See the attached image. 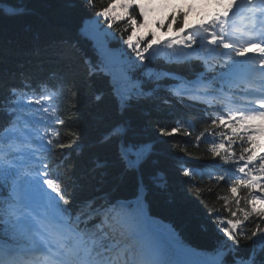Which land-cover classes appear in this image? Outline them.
Here are the masks:
<instances>
[{
	"label": "snow or ice",
	"instance_id": "obj_1",
	"mask_svg": "<svg viewBox=\"0 0 264 264\" xmlns=\"http://www.w3.org/2000/svg\"><path fill=\"white\" fill-rule=\"evenodd\" d=\"M153 2L156 0H111L94 15L106 18L109 28L119 21L130 30L123 44L130 50L128 72L138 75L128 81L127 98L122 96L125 113L138 99H151L153 89L167 87L168 96L162 104L171 105L173 101L183 104L186 100L200 104L202 119L214 129H222L213 133L221 142H211L212 160L206 162L208 167L219 170L221 174L215 178L222 184L230 181L231 197H223L228 217L216 222L217 231L222 234L220 246L210 260L172 258L195 253L185 249L171 229L160 228L144 208L141 197L145 191L153 187L163 190L166 185L159 173L151 179L143 175L138 178L139 194L132 201H116L112 207L93 198L74 202L76 188L68 191L49 178L51 165L47 161H39V167L29 166L41 149L51 152L57 146L65 147L52 138L58 132L48 123L57 111L52 103L55 96L41 94L39 89L31 97H25L24 93L18 96L13 87L0 98V112L7 116V121L0 124V143L4 145L0 147V183L9 186L8 195H0V231L8 237L0 243L4 255L0 264H24L21 257L33 250L47 251L53 264H264V154L257 155L264 147L258 139L264 137V0H246L247 23L243 29H233L229 23L230 13L234 16L238 10L237 0H192L191 5L188 0H181L187 11L176 8L166 24H157V28L167 29V38L163 40L156 31H149L147 36L140 34L141 29L149 28L145 3ZM225 3L222 11L198 10L199 24L190 25L186 20L197 5L207 9ZM85 4L95 7V0H85ZM67 6L73 7L71 0ZM117 6L123 12L117 13ZM28 11L26 4L6 9L12 16H22ZM133 13H138L139 19ZM95 23L99 24V20ZM218 48L226 50L223 61L213 62L210 54ZM157 60L178 65L184 71L160 68L154 63ZM93 68L100 71L95 65ZM253 74H259L258 81L250 80ZM245 80L249 81L248 86L238 83ZM167 81L172 83L167 85ZM252 84H259V88ZM222 92L255 98L247 101V110H229L224 114L222 106L214 103ZM96 99L99 102L102 97L97 95ZM213 112L220 114L212 117ZM56 123L65 122L57 116ZM132 127L131 120L112 125L102 143L118 145V158L125 169L140 172L151 159L152 145L147 142L130 145L127 140ZM179 131L176 126L170 131L161 126L160 135L173 136ZM196 139L199 141L201 137ZM237 140L242 145L239 155L233 148ZM107 167V161L98 158L93 161L91 171L103 176ZM183 175L188 176V170H183ZM242 189L248 191V196H241ZM230 199L234 209L229 205ZM215 215L219 217L221 213ZM109 219L115 223L109 224ZM120 224L134 233L151 227L165 233L167 243L137 247L117 238Z\"/></svg>",
	"mask_w": 264,
	"mask_h": 264
},
{
	"label": "trees",
	"instance_id": "obj_2",
	"mask_svg": "<svg viewBox=\"0 0 264 264\" xmlns=\"http://www.w3.org/2000/svg\"><path fill=\"white\" fill-rule=\"evenodd\" d=\"M67 2L0 0V98L13 87L18 96L24 93L25 97H31L36 89L41 94L55 96L52 103L57 106L56 117L65 122L55 124L56 140L65 147H55L51 165L59 171L62 187H67L68 191L73 186L76 188L74 202L93 198L112 207L116 201H132L139 194L137 183L141 175L149 179L156 173L162 175L166 180L164 189L153 187L141 197L145 210L163 229H171L185 249L202 260H210L221 244L222 234L217 231L216 222L228 217L223 197H231L230 181L222 184L215 178L221 174L219 170L206 163L212 160L211 142H221L213 133L222 129H214L202 119L200 104L187 100L183 104L174 101L171 105L162 104L168 96L167 87L153 89L151 99H138L125 113L122 96L127 98L128 81L138 75L128 72L130 50L123 44L130 30L119 21L109 28L106 18L95 17L94 13L108 6L111 0H95V7L86 5L85 0H71L73 7L69 8ZM191 2L188 0V5ZM25 4L29 11L22 16L9 15L4 8ZM164 5L162 14L148 13L149 28L141 29L140 34L147 36L149 31H156L163 40L167 29L157 28V24H166L176 8L187 11L181 0ZM217 6L203 9L197 5L186 20L191 25L190 17L200 18L198 10L212 11ZM133 14L139 19L138 13ZM95 20H99V24ZM224 51L218 48L211 53L213 62H222ZM154 63L160 68L184 71L178 65L161 60ZM165 83L170 85L172 81ZM52 84L56 87L52 88ZM97 95L102 97L99 102ZM222 111L227 114L223 107ZM218 114L213 112L211 116ZM122 120L133 123L127 140L130 145L141 142L152 145L151 159L140 172L125 169L118 158V145L102 143L108 129ZM6 121L7 116L0 112V124ZM161 126L168 131L176 126L180 131L173 136H161ZM197 136L201 137L199 141ZM241 146L237 143L233 147L237 155ZM98 158L107 161L106 175L91 171L93 161ZM183 170H188L189 175L184 176ZM8 193L9 186L0 183V195L6 197ZM248 194L247 190H241L242 197ZM102 196L108 199H100ZM229 205L235 208L231 199ZM216 212L221 215L217 217ZM108 223L115 221L109 219ZM117 229L118 239L140 247L134 238L137 233L123 224L117 225ZM7 239L0 231V243Z\"/></svg>",
	"mask_w": 264,
	"mask_h": 264
},
{
	"label": "rangeland",
	"instance_id": "obj_3",
	"mask_svg": "<svg viewBox=\"0 0 264 264\" xmlns=\"http://www.w3.org/2000/svg\"><path fill=\"white\" fill-rule=\"evenodd\" d=\"M145 9L147 11H151L155 15H160L164 12V3L159 2V0H156V2L153 3H145ZM117 12H123L122 9L117 6ZM233 42H238L236 40H233ZM257 81L259 80V75H256ZM259 85V84H258Z\"/></svg>",
	"mask_w": 264,
	"mask_h": 264
},
{
	"label": "water",
	"instance_id": "obj_4",
	"mask_svg": "<svg viewBox=\"0 0 264 264\" xmlns=\"http://www.w3.org/2000/svg\"><path fill=\"white\" fill-rule=\"evenodd\" d=\"M3 7V5H1ZM8 9V8H7Z\"/></svg>",
	"mask_w": 264,
	"mask_h": 264
},
{
	"label": "bare ground",
	"instance_id": "obj_5",
	"mask_svg": "<svg viewBox=\"0 0 264 264\" xmlns=\"http://www.w3.org/2000/svg\"><path fill=\"white\" fill-rule=\"evenodd\" d=\"M189 258H191V257H189ZM191 260V259H190Z\"/></svg>",
	"mask_w": 264,
	"mask_h": 264
}]
</instances>
